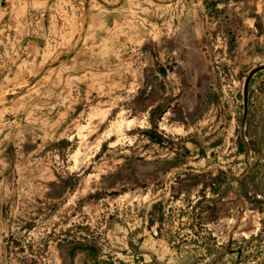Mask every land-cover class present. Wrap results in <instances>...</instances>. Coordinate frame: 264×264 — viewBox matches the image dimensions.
Returning <instances> with one entry per match:
<instances>
[{
  "label": "rangeland",
  "instance_id": "rangeland-1",
  "mask_svg": "<svg viewBox=\"0 0 264 264\" xmlns=\"http://www.w3.org/2000/svg\"><path fill=\"white\" fill-rule=\"evenodd\" d=\"M263 65L264 0H0V264H264Z\"/></svg>",
  "mask_w": 264,
  "mask_h": 264
},
{
  "label": "trees",
  "instance_id": "trees-1",
  "mask_svg": "<svg viewBox=\"0 0 264 264\" xmlns=\"http://www.w3.org/2000/svg\"><path fill=\"white\" fill-rule=\"evenodd\" d=\"M261 118H262L261 123H258L256 121V119L254 120V117L250 118L251 124L252 125L260 124L261 127H264V108L262 111V117ZM253 128H255V127L253 126ZM249 135H250V133H249ZM246 138H247L246 133H243L241 131L239 133L238 149L240 152L244 153V155H248L253 150H255V149L251 148V145H252V142L254 141V139H256V136L254 137L253 140L252 139L250 140L247 138L249 140L248 142L245 141ZM256 151L259 152L258 153L259 160H257L255 164H250L247 162V164H246L247 167H246L241 179H239V180L234 179L233 180V182H235L237 184L236 191L238 193H240V191L245 190L248 185H251V183L253 184L254 182H256L258 177H257V179H255L254 174H259V178H260L259 180L260 181L259 180H257V181L261 182V184H263L262 186L264 187V150L262 151L263 152L262 155H260V151L258 149ZM86 250L92 251V249H89V248Z\"/></svg>",
  "mask_w": 264,
  "mask_h": 264
},
{
  "label": "water",
  "instance_id": "water-1",
  "mask_svg": "<svg viewBox=\"0 0 264 264\" xmlns=\"http://www.w3.org/2000/svg\"><path fill=\"white\" fill-rule=\"evenodd\" d=\"M264 70V65L255 68L254 70H252L249 75L247 76L245 83H244V88H243V98H244V115H246L247 113V94H248V86H249V82L251 80V78L253 77V75L259 71Z\"/></svg>",
  "mask_w": 264,
  "mask_h": 264
}]
</instances>
